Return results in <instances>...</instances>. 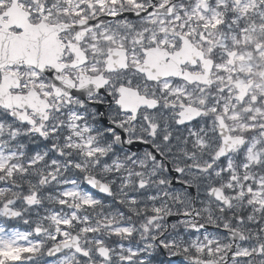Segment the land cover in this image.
<instances>
[{
  "label": "snow or ice",
  "instance_id": "obj_1",
  "mask_svg": "<svg viewBox=\"0 0 264 264\" xmlns=\"http://www.w3.org/2000/svg\"><path fill=\"white\" fill-rule=\"evenodd\" d=\"M0 264H264V0H0Z\"/></svg>",
  "mask_w": 264,
  "mask_h": 264
}]
</instances>
